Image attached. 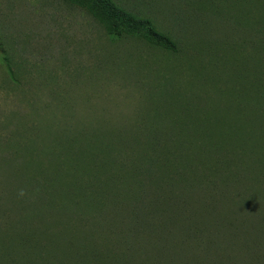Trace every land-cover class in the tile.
Wrapping results in <instances>:
<instances>
[{
    "label": "rangeland",
    "instance_id": "rangeland-1",
    "mask_svg": "<svg viewBox=\"0 0 264 264\" xmlns=\"http://www.w3.org/2000/svg\"><path fill=\"white\" fill-rule=\"evenodd\" d=\"M114 2L170 34L178 54L135 38L112 40L86 10L63 0H0V214L8 213L7 218L0 215V238L15 246L12 264H80L73 252L88 250H112L113 259L101 261L106 264H264V175L260 181L249 174L231 176V170L244 168H219L212 159H206L210 164L204 172L200 162H187L162 139L161 147L168 151L164 154L131 143L118 146L111 157L117 165L109 169L144 174L137 183L128 179L118 197L110 190L106 206L96 209L95 202L88 208L86 202L82 205L83 196L76 197L79 188L85 197L93 194L83 182H93V175L64 171V163L48 165L53 142L60 138L99 135L112 146L120 134L135 140L145 123L152 128L161 124L157 133L167 135L173 124L187 123L192 130L198 120H220L226 111L223 93L233 84L229 74L240 63L231 57L242 50L255 53L254 44H264V30L256 33L248 26L249 13L252 20L256 13L253 0ZM257 12L264 15L263 9ZM246 39L248 44L239 48ZM218 61L223 72L212 71ZM241 65L247 85L252 82L251 64L242 60ZM173 84L174 105L161 110L168 112L165 117L154 115L151 104ZM241 102V119L247 121L250 107ZM236 114L230 118H238ZM41 125L39 139L36 134L22 138L20 133ZM32 137L37 146L17 152L16 142L30 145ZM132 147L147 154L153 166L132 165ZM32 156L37 162L32 163ZM166 157L180 164L169 178L159 175ZM183 174L192 182L176 185ZM194 174L195 179L189 177ZM108 176L104 172L97 184L103 186ZM47 179L53 184L47 185ZM66 185L69 193L74 189L72 195L66 194ZM51 186L54 196L46 203L42 193ZM155 196L170 204L150 206ZM20 223L25 227L19 233L14 227ZM26 240L32 241L29 249Z\"/></svg>",
    "mask_w": 264,
    "mask_h": 264
},
{
    "label": "trees",
    "instance_id": "trees-1",
    "mask_svg": "<svg viewBox=\"0 0 264 264\" xmlns=\"http://www.w3.org/2000/svg\"><path fill=\"white\" fill-rule=\"evenodd\" d=\"M63 1L69 2L74 6L86 10L104 27L107 36L112 40L135 38L154 48L167 51L168 53L178 54L179 52L178 43L173 37L170 36V34L160 31L156 26H154L151 20L139 18L138 16L120 8L114 2V0ZM237 1L238 0H236V2ZM231 2H233V0H231ZM252 4L255 7L256 13L253 20L251 15L252 12L249 13L248 26L253 25V29L256 31V33L258 31L262 32L264 30V15H260L257 11H260V9H263L264 11V0H253ZM247 44V39L246 41L243 40L239 48ZM225 46L228 47L227 44ZM224 51L227 52L225 49ZM254 51L255 53H253V51L248 53L247 51L242 50L238 51L234 57L229 56L232 58V60H234V62L238 61L240 63L237 64L236 73L231 72L233 74L231 75L227 72L233 84L228 87V91L223 93L226 99L222 100V103L226 104V111L220 120H208L210 118L207 120H198L192 125V130L187 129V123L179 126L173 124V130L168 131L167 135H161L157 133L159 130L162 131V126L161 128L158 126L161 124H154L152 128L149 123L148 125L151 127H148L147 123H145V125L143 124L144 128L139 129V133L133 136L136 137L135 140H131L128 137L129 133L120 134V137H118L117 142H114V145L113 142H111L112 146L110 144H106V141L103 139H100L99 135H94L93 138L86 140L81 138V135L71 140H63L60 138L59 140H56V142H53L54 148L46 158L48 165L50 167H59L62 163H64L66 165V169L64 171L67 169H73L72 171L76 170L75 172L78 173L83 171V174L90 173L93 175V182L83 181L84 184L87 185L88 183V186L91 185L90 188L94 191L93 194L85 197L87 193L82 194L81 189L79 188L77 190L78 195H76V197L83 196L82 205L84 202H86V205H89L88 208L95 207L92 204V202H95L97 205L96 209H103L106 206L110 190H113L115 196H117L118 191L123 190L129 185L128 179L137 183L139 182L138 175L144 174L143 172L136 170L134 172L127 171L124 169V167L123 170L116 172H113V170L109 169L110 166L117 165V162L113 161L111 157L113 153L118 151V146L125 145L127 147L134 143L143 144L142 146L146 151L153 150L155 155L167 153L168 151L161 147L163 143H167L168 145L173 146L174 152H181V158L185 157L187 162H200L204 168V172L209 168L208 164H210V161L206 163V159H212L215 160L217 167L220 166L219 168L226 165L229 167H236V169L244 168V171L232 172L231 170V176L234 174H236V176H247L249 174V176H251L250 179L260 181L261 177L264 175V44H254ZM209 57H211L210 65L212 66L213 57L211 55H209ZM242 60H244L248 66L251 64L252 68V82L248 81L247 85L244 83L246 78L244 72L246 70L243 71L241 68V66H243L241 65ZM3 62L7 65L8 72L12 73L11 69L13 66L10 63V59L5 57ZM218 63L219 65L216 64L215 70H212L213 72H223L222 64L219 61ZM225 80L226 79L223 78L222 83ZM239 85H241V87H238ZM173 89L174 84L162 90V92H164L163 96H160L158 101H153L152 95L149 97L151 98L150 102L153 101L151 105L156 111L154 115L157 114V116L160 117H165L167 115L168 112L166 113L165 111L163 114L161 110H168L174 105V101L172 100ZM241 101H245L250 107L249 118L247 121L241 119L243 116V108L241 107V103L243 102ZM212 102L217 104V100L215 99L212 100ZM238 107H240V109H238ZM157 108L161 109L158 110ZM215 108L216 107L207 110L205 117L209 116ZM230 113H233L234 115L237 113L236 116L238 115V118H230ZM150 115L152 114L150 113ZM161 120L162 119H158L157 121ZM38 128L39 127H36L30 131H25L20 134H26L27 137L32 134H36V138L39 139V137L42 135L43 127L41 125V128ZM22 138H25V135H23ZM161 139L163 140L162 144L160 142ZM22 142L23 141L21 140L16 142L19 144L17 152H21L25 148L30 150L33 144L34 146H37V143L35 144L36 141L33 140V137L30 138V145H22ZM185 150L187 151L186 156L183 154ZM132 153L136 155V160L132 162V165H135L138 168L153 166L152 164L147 163V154H139L140 150L138 147H132ZM19 154L20 156H23L22 153ZM51 156H53V158ZM31 159L32 163L37 162L33 156ZM55 159H62V161ZM165 162V165L159 168L161 170L163 168V173L161 172L159 175L169 178L168 175L173 173L175 169H178L180 164H173V158L170 157H166ZM41 164L44 165L43 162ZM120 171V175L117 174ZM177 171L180 172V170ZM177 171L175 172L178 173ZM104 172H109V176L107 179H105L104 185L100 186L102 184L99 185L96 181L100 179ZM64 173L62 176H64ZM126 174H130L129 178H127ZM195 175L196 174L189 177H194L195 179ZM179 178L180 180L177 183L175 182L176 185L184 186L192 182V180L187 178L184 174L180 175ZM47 182V185H52L54 180L50 181L47 179ZM66 188V194L72 195L74 189H70L72 192L69 193L68 185H66ZM54 190L55 188L51 186L48 191L46 190L45 193H42L46 203H49L52 196H54ZM62 191L64 194V190ZM142 193L143 192H140L138 194L140 195ZM38 194L41 195L40 193ZM143 196L144 194L141 195V197L144 199ZM135 197L137 200H143L137 195ZM148 203L150 206L155 207V205H168L169 200H165L163 197L155 196V198L150 200ZM76 206L80 205L77 204ZM69 208L73 210L75 208V204ZM0 211H2V209H0ZM0 215H3L7 218L8 213L7 211H4ZM24 227V223H20L18 226L14 227V230L20 233ZM19 244L20 246H23L22 241H20ZM24 245L29 249L32 247V241L26 240ZM16 252L15 246L12 248L5 238H0L1 263L12 264L14 257L16 256ZM111 252L113 251L110 250L106 251L105 253L96 250L80 252L76 251L73 252V257L78 258L80 264H91V262H94L95 264H106L105 262L101 261L103 259L107 260V258L109 261H111V254H113ZM175 264L180 263L176 262Z\"/></svg>",
    "mask_w": 264,
    "mask_h": 264
}]
</instances>
